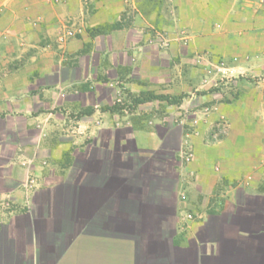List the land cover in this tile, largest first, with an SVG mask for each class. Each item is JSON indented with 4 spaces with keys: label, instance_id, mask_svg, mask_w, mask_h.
<instances>
[{
    "label": "crops",
    "instance_id": "0c3cea01",
    "mask_svg": "<svg viewBox=\"0 0 264 264\" xmlns=\"http://www.w3.org/2000/svg\"><path fill=\"white\" fill-rule=\"evenodd\" d=\"M90 1V26L125 5L138 15V0ZM81 2L0 0V264H264V125L207 142L172 120L141 126L97 108L73 116L80 98L52 89L76 80L57 79L52 43L38 41ZM132 32L94 44L126 53ZM29 62L48 70L34 83ZM9 64L16 74L1 73ZM187 212L194 219L183 222Z\"/></svg>",
    "mask_w": 264,
    "mask_h": 264
},
{
    "label": "rangeland",
    "instance_id": "374dc122",
    "mask_svg": "<svg viewBox=\"0 0 264 264\" xmlns=\"http://www.w3.org/2000/svg\"><path fill=\"white\" fill-rule=\"evenodd\" d=\"M81 1L79 11L59 22L55 37L38 41L52 43L57 79L76 80L52 89L80 98L72 106L73 116L116 104V113L134 124L172 120L207 142L242 127L264 125V0H138L137 16L125 5L117 19L95 26L86 24L95 4ZM37 23L32 20V27ZM113 24L133 30V46L126 53L113 49L104 54L94 44V39L114 31L108 29ZM71 40L82 41V46L68 50ZM34 66L26 63L30 83L48 72ZM1 73L16 74L17 66L9 64ZM124 80L141 87L132 91L120 84ZM40 89L35 91L43 93ZM146 93L183 97L177 104L134 103ZM100 96L110 102L97 104Z\"/></svg>",
    "mask_w": 264,
    "mask_h": 264
},
{
    "label": "trees",
    "instance_id": "16d2710c",
    "mask_svg": "<svg viewBox=\"0 0 264 264\" xmlns=\"http://www.w3.org/2000/svg\"><path fill=\"white\" fill-rule=\"evenodd\" d=\"M109 30H116V29H119V27L117 25H110L108 26ZM100 32V30H99ZM183 95H180L178 98H174V97H171L169 95H166V94H151V93H146L145 95H143V97H137V98H134V103L135 104H141V103H145V102H150V101H153V100H159V101H166L168 104H177L181 101ZM119 108L116 106V104L112 105L111 107H106V108H103V110L105 111H110V112H116ZM92 112V109H85L83 111H81L77 117H80L81 115H89L91 114Z\"/></svg>",
    "mask_w": 264,
    "mask_h": 264
},
{
    "label": "built area",
    "instance_id": "2783aa9c",
    "mask_svg": "<svg viewBox=\"0 0 264 264\" xmlns=\"http://www.w3.org/2000/svg\"><path fill=\"white\" fill-rule=\"evenodd\" d=\"M190 160H191V154L188 152V153L185 155V161L188 162V161H190ZM179 198H180L181 201H185V200H186V195H185V193H181V194L179 195ZM181 218H182L183 222L191 221V220L194 219V214L191 213V212H187V213H185Z\"/></svg>",
    "mask_w": 264,
    "mask_h": 264
}]
</instances>
